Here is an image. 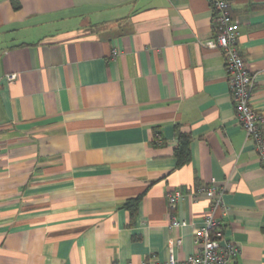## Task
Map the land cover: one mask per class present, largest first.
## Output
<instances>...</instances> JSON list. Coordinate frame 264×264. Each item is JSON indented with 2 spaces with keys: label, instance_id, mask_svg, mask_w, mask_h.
Returning a JSON list of instances; mask_svg holds the SVG:
<instances>
[{
  "label": "crops",
  "instance_id": "crops-1",
  "mask_svg": "<svg viewBox=\"0 0 264 264\" xmlns=\"http://www.w3.org/2000/svg\"><path fill=\"white\" fill-rule=\"evenodd\" d=\"M211 2L0 0V264L181 262L210 204L166 194L210 183L231 264H264V166L206 44ZM227 2L264 129V0Z\"/></svg>",
  "mask_w": 264,
  "mask_h": 264
},
{
  "label": "built area",
  "instance_id": "built-area-1",
  "mask_svg": "<svg viewBox=\"0 0 264 264\" xmlns=\"http://www.w3.org/2000/svg\"><path fill=\"white\" fill-rule=\"evenodd\" d=\"M214 18V37L207 41V46L217 48L223 55L231 100L234 106L235 118L245 134L253 142L258 159L264 166V129L262 117L250 106V98L254 89V77L245 66L239 51L237 40V25L229 13L227 0H212ZM8 81L15 79V74H6ZM222 187L210 183L202 185L186 193L180 190L167 192L166 200L169 206H175L177 200L184 195L192 199L205 198L209 201V208L204 213L202 224L194 228L193 243L195 250L183 261H177L170 252L163 263L146 260L142 264H231L238 253V246L223 235L221 222L216 213L225 210ZM185 221L172 219L171 227L185 225ZM179 239L175 240L176 245Z\"/></svg>",
  "mask_w": 264,
  "mask_h": 264
},
{
  "label": "trees",
  "instance_id": "trees-1",
  "mask_svg": "<svg viewBox=\"0 0 264 264\" xmlns=\"http://www.w3.org/2000/svg\"><path fill=\"white\" fill-rule=\"evenodd\" d=\"M177 139H178V145L176 149L174 150V155L177 160V165H182L186 163L189 158V152H188L189 137L185 135H178ZM155 143H156V140H155ZM138 200H139V197L127 203L126 206L128 208H131V206L132 205L134 206L136 202H138Z\"/></svg>",
  "mask_w": 264,
  "mask_h": 264
}]
</instances>
